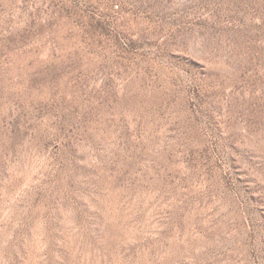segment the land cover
<instances>
[{
	"label": "rangeland",
	"instance_id": "obj_1",
	"mask_svg": "<svg viewBox=\"0 0 264 264\" xmlns=\"http://www.w3.org/2000/svg\"><path fill=\"white\" fill-rule=\"evenodd\" d=\"M0 264H264V0H0Z\"/></svg>",
	"mask_w": 264,
	"mask_h": 264
}]
</instances>
